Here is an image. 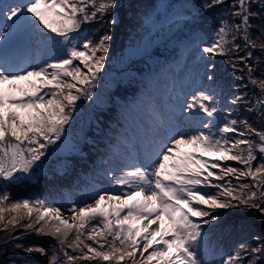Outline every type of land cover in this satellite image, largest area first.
<instances>
[{"label": "snow or ice", "instance_id": "1", "mask_svg": "<svg viewBox=\"0 0 264 264\" xmlns=\"http://www.w3.org/2000/svg\"><path fill=\"white\" fill-rule=\"evenodd\" d=\"M0 234L8 264H264V0H0Z\"/></svg>", "mask_w": 264, "mask_h": 264}, {"label": "rangeland", "instance_id": "2", "mask_svg": "<svg viewBox=\"0 0 264 264\" xmlns=\"http://www.w3.org/2000/svg\"><path fill=\"white\" fill-rule=\"evenodd\" d=\"M87 27H91V26H87ZM117 37V41H116V45H119L120 43V40L122 39V35L121 34H117L116 35ZM115 45V44H114ZM113 47V45H112ZM219 59V58H217ZM230 79V78H229ZM113 93H116L117 90L114 88L113 90ZM131 93H129L130 95ZM79 103V102H78ZM107 114V112H105V115ZM88 117H89V112H88V109L85 107L84 109H82L81 113L78 114V126L79 127V124L82 123L84 126H85V131L88 130ZM89 135H94L93 133H89ZM184 150L187 149V148H183ZM183 152V150H181ZM188 151H190V149H188ZM69 160H78L80 159L79 157H76V158H73V157H69L68 158ZM229 165H232V166H236L235 163L233 164H229ZM62 167V164L60 163H56L54 164L53 166V170L51 172H49V175L48 176H43V177H39L40 179H54L56 180L58 178V180H60L62 177H60L59 173L56 171L57 168H60ZM226 180L229 179L228 177L225 178ZM235 183V181H233ZM55 197V196H53ZM221 211H225V210H221ZM64 215L67 216V212L65 210L64 212ZM225 220L227 223H237V224H243V223H247L248 222V218L245 214L243 213H239L237 210H231V213L229 215H227L225 217ZM47 241H52V239L49 237L45 242H44V245L46 244ZM42 258V257H41ZM37 260L40 261V263H45V260L44 258L40 259L38 258Z\"/></svg>", "mask_w": 264, "mask_h": 264}, {"label": "trees", "instance_id": "3", "mask_svg": "<svg viewBox=\"0 0 264 264\" xmlns=\"http://www.w3.org/2000/svg\"><path fill=\"white\" fill-rule=\"evenodd\" d=\"M2 235V234H0ZM48 237H38L35 234H30L27 239L33 243V244H42L45 247H48L51 243H53V241H47L46 244L44 245V242L47 240ZM15 251L16 250H11L8 252L7 256H0V264H8L9 261H13V260H19L20 256H22L23 254L21 253L20 256L15 255ZM70 251V250H69ZM36 259V258H34Z\"/></svg>", "mask_w": 264, "mask_h": 264}]
</instances>
